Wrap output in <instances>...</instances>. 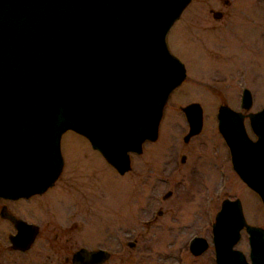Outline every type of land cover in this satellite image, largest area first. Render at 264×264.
<instances>
[{"label":"water","instance_id":"obj_1","mask_svg":"<svg viewBox=\"0 0 264 264\" xmlns=\"http://www.w3.org/2000/svg\"><path fill=\"white\" fill-rule=\"evenodd\" d=\"M191 0H0V197L44 193L62 173L61 137L84 136L120 174L130 154L156 141L170 93L186 78L166 35ZM244 88L240 110L222 104L217 129L240 180L264 210V107L252 112ZM186 138L203 126V110L181 108ZM245 119L255 135L246 130ZM169 193L167 194V196ZM16 230L10 248L27 251L38 226L1 210ZM248 255L236 248L242 231ZM134 244H129L133 246ZM215 264H264V228L247 222L241 200L225 198L212 223ZM209 247L194 236V256ZM108 250L79 248L71 264H104Z\"/></svg>","mask_w":264,"mask_h":264},{"label":"rangeland","instance_id":"obj_2","mask_svg":"<svg viewBox=\"0 0 264 264\" xmlns=\"http://www.w3.org/2000/svg\"><path fill=\"white\" fill-rule=\"evenodd\" d=\"M166 43L186 78L168 97L158 139L131 153V169L120 174L84 136L66 131L54 185L26 202L0 201L39 226L35 242L21 252L10 248L14 229L0 219V264H71L82 247L108 250L104 264H215L211 225L225 198H239L247 222L264 228L262 201L233 170L216 117L222 104L240 110L244 88L252 112L264 107V0H191ZM191 102L201 105L203 126L183 164L185 151L171 144L181 142V108ZM245 126L253 139L248 120ZM193 236L209 243L199 256L189 251ZM236 248L248 255L244 230Z\"/></svg>","mask_w":264,"mask_h":264},{"label":"flooded vegetation","instance_id":"obj_3","mask_svg":"<svg viewBox=\"0 0 264 264\" xmlns=\"http://www.w3.org/2000/svg\"><path fill=\"white\" fill-rule=\"evenodd\" d=\"M213 15H214V17L215 18H218V17H220L221 16V14L219 13V12H214L213 13ZM184 117H185V114H184ZM185 120H186V117H185ZM246 120H248V119H245V121ZM188 132H189V125H188V123H187V120H186V131H185V133H184V135H183V137L181 138V142L179 143V145L178 146H176V145H172L171 144V147L173 146V149L175 150V151H185V152H182L181 153V155H180V161H181V163H185L186 161H187V155L185 154L186 152H188V151H190L191 150V148H192V142H191V140H193L195 137H197L200 133H201V131L198 133V134H195V135H193V136H190V137H188V138H186V135L188 134ZM256 137H255V135H254V138L253 139H255ZM224 140V139H223ZM194 141V140H193ZM146 142H149V141H146ZM154 142V141H153ZM228 147V146H227ZM229 149V148H228ZM169 150V148L167 147V151ZM231 166H232V164H231ZM236 173V172H235ZM51 188V187H50ZM49 189V188H48ZM48 189L46 190V191H48ZM45 191V192H46ZM44 192V193H45ZM44 193H42V194H44ZM169 193V195L171 194V192L169 191V192H167L164 196H163V198L165 199L166 197H168L167 196V194ZM42 194H36V195H33V196H30V197H28V198H19V199H15V200H11V199H5V198H1L0 197V201H5V200H7V201H11L13 204H15L16 202H19V200H21V199H24L25 200V202L26 201H28L30 198H32V197H34V196H39V195H42ZM24 200H21V201H24ZM13 207V206H12ZM27 207V206H26ZM3 208H5L6 209V211L8 212V213H10V214H12L13 216H15L16 218H18V219H22V220H24V221H26V222H28V223H32V222H29V221H27L25 218H23V217H21V216H19L18 214H21L22 212H20L19 210L17 211V210H15L14 208V210H10L9 208H8V205L7 204H5V203H0V219L1 220H3V221H6V222H8V223H10V225H12V227H13V229H14V232L12 233V234H14L15 232H16V230H15V228H14V225L8 220V219H6V218H2L1 217V210L3 209ZM159 213H160V211H159ZM23 214V213H22ZM24 215V214H23ZM215 218V217H214ZM32 224H34V223H32ZM36 225V224H35ZM38 226V225H37ZM212 226V225H211ZM38 234H39V226H38ZM10 235V234H9ZM8 235V236H9ZM38 236V235H37ZM37 238V237H36ZM36 240V239H35ZM35 242V241H34ZM76 251V250H75ZM71 256H72V254H71Z\"/></svg>","mask_w":264,"mask_h":264}]
</instances>
